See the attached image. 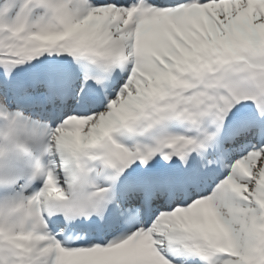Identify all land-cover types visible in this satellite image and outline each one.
Listing matches in <instances>:
<instances>
[{
  "label": "snow or ice",
  "instance_id": "6c2138e0",
  "mask_svg": "<svg viewBox=\"0 0 264 264\" xmlns=\"http://www.w3.org/2000/svg\"><path fill=\"white\" fill-rule=\"evenodd\" d=\"M45 52L87 61L96 74L75 93L56 66L13 78ZM0 67V188L18 187L0 197V264H183L169 258L165 243L202 264H264V0H0ZM117 69L127 77L102 109H92L103 97L91 89ZM23 101L41 111L79 110L55 122L27 114ZM172 121L192 134L167 132L133 146L118 139ZM248 141L223 179L195 192L201 171L225 162V143ZM193 153L201 170L129 178L121 197L119 184L134 166L151 167L160 155L187 167ZM25 158L32 167L21 175ZM94 162L110 170L111 184L92 181ZM35 179L42 186L25 194ZM165 199L173 206L103 244L65 245L45 216L104 221L112 213L115 226L139 221Z\"/></svg>",
  "mask_w": 264,
  "mask_h": 264
},
{
  "label": "bare ground",
  "instance_id": "6f19581e",
  "mask_svg": "<svg viewBox=\"0 0 264 264\" xmlns=\"http://www.w3.org/2000/svg\"><path fill=\"white\" fill-rule=\"evenodd\" d=\"M92 3H94L93 0H92ZM13 107H14V105H13ZM39 109H40V108H39ZM37 115H39V116H43V114H42L41 112H37V109H35L34 117L37 116ZM199 166H200V167H199L198 169L201 170V163H200ZM17 167H18L19 171H22V170L24 169L23 160H21V161L18 162ZM219 167L222 168V171H224V170L226 171L225 164H221V165H219ZM208 172H210V173H211V177L216 178L217 181L220 180V179H223V178L228 174V172H226L225 175H224L223 177H221L220 175L216 174L214 171H207V172L201 171V174H202V175H205V174L208 173ZM183 173H184V171L179 172V174H183ZM60 176H61V177H64V174L60 172ZM209 178H210V177H209ZM209 178H208V177H205V179H204L203 181H206V179L208 180ZM203 181H202V182H203ZM217 181H216V182H217ZM202 182H201L200 184H202ZM64 185L66 186V184H64ZM213 186H214V184H213ZM213 186H212V187H213ZM40 187H41V186L33 187L32 190H30V191L28 192V194H31V193H33V192L39 190ZM7 189H8V188H6V187H4V188H0V196L5 195ZM206 190H207V189H206ZM203 191H204V190H203ZM159 202H160V201H158V203H159ZM165 206H166V205H162V206L159 205V206H157V207L154 208V209L156 210V209L160 208V209H158V210H160V212H161V211L166 210V207H165ZM139 221H140V220H139ZM139 221H121V222H119L118 225H116L115 227L111 228V229H110V232H109L108 234L105 233V232H103V238H104L105 240L108 239V238H110V237L113 235V232L119 234V233H121V232H123V231H126V230H124V229H126V228H128V227H130V226L135 225V224H136L137 222H139ZM48 224H49V223H48ZM49 228H50L51 232H52L54 235H56V238L62 241V239H61V237H60V233H61V232L56 231L55 229H53V228L51 227L50 224H49ZM123 233H124V232H123ZM101 243H102V242H101ZM165 253L167 254V252H165ZM167 255H168V254H167ZM168 256H169V255H168ZM170 257H171V259H180V260L183 262V264H196V263L193 261V259H191V258H189V259H185V258H180V257H178V256H175V257L169 256V258H170Z\"/></svg>",
  "mask_w": 264,
  "mask_h": 264
},
{
  "label": "rangeland",
  "instance_id": "374dc122",
  "mask_svg": "<svg viewBox=\"0 0 264 264\" xmlns=\"http://www.w3.org/2000/svg\"><path fill=\"white\" fill-rule=\"evenodd\" d=\"M38 58H40V56L38 57ZM38 58H37V60H36V62H35V64H38ZM74 66H75V73L78 71V66H77V63H74ZM25 67V65L23 64V65H20V66H18L16 69H14V79H16V80H19V79H23V77L25 76V74H23V73H25L26 72V69L24 70V71H22L20 74H19V72L21 71V69L22 68H24ZM2 67H0V70L2 71ZM4 71V70H3ZM128 75V74H127ZM127 75H126V77H127ZM125 77V78H126ZM123 81V80H122ZM121 81V82H122ZM118 90V88H115L113 91H114V95L116 94V91ZM113 95V96H114ZM110 97V96H109ZM107 102V101H106ZM27 114H30V115H33L32 113H30V112H27V111H25ZM34 116V115H33ZM252 143H254V141H248V142H246L243 146H240V145H229V144H227V143H225L224 144V149H226L227 150V152H228V154H229V156H228V160L225 162V165H226V167H227V170L229 171V165L231 164V162L238 156V155H240V154H242V152L250 145V144H252ZM216 182V181H215ZM215 182H212V181H210L209 183V186H205L204 188H203V190H204V192L203 193H207L208 191H210L211 190V187H212V185H213V183H215ZM207 189V190H206ZM198 194H203L202 192H201V190H200V192H197ZM166 202H168L170 205H169V207L168 208H170V207H172L173 206V204H174V201H172V200H170V201H166ZM166 202L165 201H160L159 203L157 202V206H162V205H166ZM158 209H160V208H158ZM157 213H159V210H157V211H155V212H152V214L150 215V218H148V220H146V218H144L145 217V214L142 216V219L144 218V220H142V219H140V221L139 222H137L135 225H133V226H130V227H128V228H126V229H124V230H127V229H132V228H134V227H136V226H138L139 225V223H144V224H146V223H149L150 222V220L151 219H153L154 218V216L157 214ZM169 252H170V255L169 256H172V257H175V256H178L179 254L177 253V252H174V251H172V250H170L169 249ZM171 258V257H170ZM197 264H202V263H197Z\"/></svg>",
  "mask_w": 264,
  "mask_h": 264
}]
</instances>
